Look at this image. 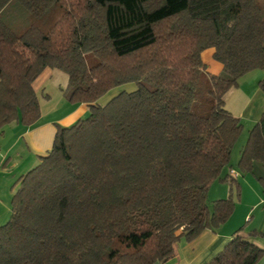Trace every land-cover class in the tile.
Here are the masks:
<instances>
[{
	"label": "trees",
	"instance_id": "obj_1",
	"mask_svg": "<svg viewBox=\"0 0 264 264\" xmlns=\"http://www.w3.org/2000/svg\"><path fill=\"white\" fill-rule=\"evenodd\" d=\"M263 12L257 0H0V135L39 118L32 82L45 67L67 75L64 99L89 105L18 177L0 264L164 263L178 241L224 224L243 127L224 96L264 72ZM208 48L217 75L201 59ZM126 83L134 90L113 95ZM238 157L242 173L264 166V109ZM216 180L229 194L209 204ZM243 227L207 264L263 259L249 238L261 232Z\"/></svg>",
	"mask_w": 264,
	"mask_h": 264
},
{
	"label": "crops",
	"instance_id": "obj_2",
	"mask_svg": "<svg viewBox=\"0 0 264 264\" xmlns=\"http://www.w3.org/2000/svg\"><path fill=\"white\" fill-rule=\"evenodd\" d=\"M212 53H213V48L205 49L201 54V59L205 64L204 67L206 68V71L211 74L217 75L220 73L222 69L221 67L222 64L213 59ZM64 74L65 73H63L59 69L45 67L41 71V73H39L36 79L32 82V87L34 88L38 99H39V93L41 96H43V98H45L46 96L48 97V94H43V91L47 87H52L50 85L51 79L53 81H55L56 79L55 81L56 84L53 86L56 87L58 90V93L56 94L57 102H54L52 107L45 105L43 109L42 108L43 104H41V102L37 99L40 106V112H39L40 116L33 125L23 126L18 122L13 121L3 126L4 129L2 134L0 135V139L1 137L4 136L6 130H8L9 133H11V137L13 136L11 139V144H9L7 149L2 153L3 157L6 156L7 158H9L10 162L8 163L9 164L8 166L13 167V164H15L14 162H11L12 153L13 155L15 154L16 156H20V157L25 155V158H28L30 162L28 160L26 164L25 163L22 164L21 167H24L26 165L27 170L26 169L25 170L26 171L30 170L32 167L35 166V164H39V156L46 155V153L50 150L54 139L53 137L56 132V125L70 126L75 121H77L80 118H84L89 113L88 111L89 105L86 103H75V104L68 103L67 105L66 99H64L62 92L65 85L67 84V75ZM262 74H264L262 70L259 69L252 70L246 73L245 75H243V77L238 78V80H241V83L238 84L237 82V86L230 88L226 92V94H228L230 91L233 90L232 92H236L233 94V96L237 100L236 104L238 102H241L239 104L240 106L238 105L235 108L236 110H232V109L231 111L229 110L233 115L242 116L243 113L250 108L249 110H251L252 113L255 112L254 113L255 122L257 121V119H259V116L261 115L264 109V104L261 110L256 109L255 111L254 108H251L252 105L251 103L254 102L256 90H258L253 85H255V80L260 79L259 77H261ZM251 82L252 84H250ZM126 86L127 84L122 85L121 87L122 90L132 91L135 88V85L131 89H127ZM115 93L116 92H114V94ZM108 99L109 97L103 96L98 100V102L105 103ZM49 101L50 99H47L45 103L48 104ZM60 106L63 107L62 110L65 108L66 110H64V112L58 113L57 110H59ZM52 113L54 114L52 115ZM0 171H5V170L3 169ZM233 176L237 178L235 174ZM223 193H224L223 195H225V192ZM2 203L3 202L0 199V205ZM248 214L249 211H246L244 218L247 217ZM229 220L226 221V223H224L214 231L209 229L202 231L199 235H197L195 239H193L190 242H186L184 240L178 241L174 245L175 255L172 259L164 263L156 262L154 264H207L208 261H210L222 248H224V245L229 241L231 234L236 232V230L238 229L239 227L238 223H241L240 220L237 221L236 224L232 222L233 219H231V221ZM233 225H237V227ZM255 229L256 228H254V230ZM249 238L256 245H258L261 248L263 247L264 249V237L263 238L260 237L261 240H259V236L257 235L252 237L250 236ZM257 264H264V257L263 259H260V261Z\"/></svg>",
	"mask_w": 264,
	"mask_h": 264
},
{
	"label": "rangeland",
	"instance_id": "obj_3",
	"mask_svg": "<svg viewBox=\"0 0 264 264\" xmlns=\"http://www.w3.org/2000/svg\"><path fill=\"white\" fill-rule=\"evenodd\" d=\"M257 1L259 2V4L261 5L264 11V0H257ZM263 76L264 74H262V76L259 77L260 79H256L257 81L255 80V85H253L258 89L256 90L254 102L251 103L252 104L251 108H254L255 111L256 109L261 110L264 104V89L259 85V81L262 79ZM55 81L51 79L50 85L52 87H47L43 91V94H48V97L46 96L45 98H43V96H41L39 93L38 100L41 102V104H43L42 106L43 109L45 105L52 107L53 103L57 102L56 94L58 93V90L56 87L53 86L56 84ZM240 83H241V80H238V84ZM126 84H127L126 86L127 89H131L134 87V83H126ZM250 84H252V82ZM121 87L122 86H118L117 88H114L112 90L113 94L114 92H119V90H122ZM232 91H230L228 94H226V96H224L225 108L230 111L231 109L236 110L235 108L241 103V102H238L236 104L237 100L233 96V94L236 92H232ZM110 95L111 93L104 97H108ZM45 99L46 100L50 99L48 104L45 103L46 102ZM66 102H67V105L68 103L75 104L67 100ZM62 108L63 107L60 106L57 112L61 113V112H64V110H66V108L63 110ZM249 109L246 110L242 116H237L240 118L243 127H242V130H240L241 132L232 148V152L230 156L231 157L230 163L233 166V169H232L233 173L237 177L236 178L237 181L235 182L238 183L239 194L238 196L235 195L236 194L235 188L233 186V193L231 196L234 200V208H233L234 211L231 215L232 217L230 216L229 218L230 220L229 219L228 220L231 221V219H233L232 222L234 224H236L237 221L240 220L241 223H238L239 224L238 226L240 227L244 225L243 227L244 232L249 233V231H252L254 230V228H256L255 229L256 232L258 231V232H261L262 234V235L256 234L257 236H259V240H261V238L264 237V191H263L261 183L259 182V179L260 177L264 178V166L260 162L255 161V163H253V167L251 168L252 171L251 172L246 171V173L240 172L237 166L238 159H239L238 156H240V150L242 146L245 145V142L247 140L248 129H250L255 122V119H254L255 112L252 113V111ZM53 114L54 113H52V115ZM12 137H11V133H9V131L6 130L4 136L1 137L0 139V170H3V169L5 170V171H0V199L3 202L0 205V224H3L8 220V217L10 215V205H9L10 200L15 190H17L19 186L17 179L18 177H20L21 174H25L27 172L26 165L24 167H21V166L24 163L26 164V162L29 160L28 158H25V155L20 157V156H16L15 154L13 155L12 153L11 162H14L15 164H13V167L8 166L9 165L8 163L10 162L9 158H7L6 156L3 157L2 153L7 149L9 144H11ZM223 192H225V195H223L224 194ZM228 194H229V184L227 183V181H221V182L219 180L214 181L213 183H211L208 189L207 197H208L209 204L213 200L220 199V198H226L227 197L226 195ZM246 211H249V214L247 217L244 218ZM227 225H230V224H227ZM233 226L237 227V225H233Z\"/></svg>",
	"mask_w": 264,
	"mask_h": 264
},
{
	"label": "built area",
	"instance_id": "obj_4",
	"mask_svg": "<svg viewBox=\"0 0 264 264\" xmlns=\"http://www.w3.org/2000/svg\"><path fill=\"white\" fill-rule=\"evenodd\" d=\"M231 173L234 175L233 170H231Z\"/></svg>",
	"mask_w": 264,
	"mask_h": 264
}]
</instances>
